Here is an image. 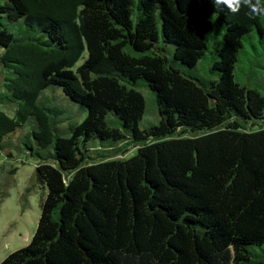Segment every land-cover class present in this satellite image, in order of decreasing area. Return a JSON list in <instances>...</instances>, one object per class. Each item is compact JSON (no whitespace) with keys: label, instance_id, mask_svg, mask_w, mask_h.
Wrapping results in <instances>:
<instances>
[{"label":"trees","instance_id":"trees-1","mask_svg":"<svg viewBox=\"0 0 264 264\" xmlns=\"http://www.w3.org/2000/svg\"><path fill=\"white\" fill-rule=\"evenodd\" d=\"M255 35L243 4L0 0V152L32 123L47 188L0 264H264V94L236 75ZM212 46L215 78L182 69ZM140 87L159 115L143 129ZM47 89L84 119L63 130Z\"/></svg>","mask_w":264,"mask_h":264},{"label":"rangeland","instance_id":"rangeland-1","mask_svg":"<svg viewBox=\"0 0 264 264\" xmlns=\"http://www.w3.org/2000/svg\"><path fill=\"white\" fill-rule=\"evenodd\" d=\"M214 51L212 46L195 68L182 69L204 81L215 78V74L210 71L215 58ZM236 73L239 81L251 88H258L264 94V42L258 36L245 42V51ZM139 89L146 99V112L140 123L143 129L157 124L159 115L152 92L145 87ZM58 92L47 89L45 94L49 102L66 111L68 118L62 121L60 127L67 131L68 123L81 122L85 113L68 98L58 95ZM31 133L32 123L28 122L16 135L10 136V147L0 152V263L12 252L30 244L40 219L41 203L47 195V188L38 183L36 178L40 158L36 154L32 156L26 147L30 143L33 148L36 147V140ZM134 153L135 150L130 149L120 157L128 158ZM92 154L96 155V152L92 151ZM257 251L264 252V246L257 248Z\"/></svg>","mask_w":264,"mask_h":264},{"label":"clouds","instance_id":"clouds-1","mask_svg":"<svg viewBox=\"0 0 264 264\" xmlns=\"http://www.w3.org/2000/svg\"><path fill=\"white\" fill-rule=\"evenodd\" d=\"M216 5H226L232 12L240 10L246 5L252 16H264V0H213Z\"/></svg>","mask_w":264,"mask_h":264}]
</instances>
